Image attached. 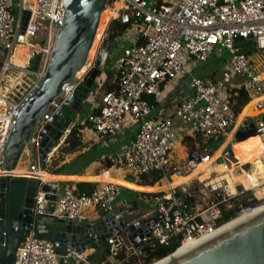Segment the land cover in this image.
Returning <instances> with one entry per match:
<instances>
[{
	"label": "built area",
	"instance_id": "2783aa9c",
	"mask_svg": "<svg viewBox=\"0 0 264 264\" xmlns=\"http://www.w3.org/2000/svg\"><path fill=\"white\" fill-rule=\"evenodd\" d=\"M110 1V12L114 13L110 21L126 26L124 33L130 31L127 36H133L134 44L121 46L114 58L111 77L115 90L100 94L97 85L92 95L98 100H93L90 111L72 126L70 133L74 129L82 147L102 139L107 146L115 142L126 125L136 126L133 139L111 158V169L136 181L142 176L159 175L154 187L166 190L141 195V201L152 205L153 213L135 227V222H126L123 213L114 210L121 193L117 184L99 183L86 194L77 192L71 184L47 182V173L39 168L37 158L30 156L36 149L34 135L30 138L27 174L4 170L3 156L16 117L43 81L58 30L64 24L62 0H0V177L38 181L34 217L48 215L71 223L93 224L90 217L94 216L107 222L109 236L104 244L108 255L99 264H145L146 248L150 251L156 246L166 248L173 244L179 248L186 241L213 236L223 226L251 215L264 204V180L256 185L262 200L238 183L233 184L229 193L222 186L209 187L210 178L217 179L222 173L215 168L224 165L226 176L231 170L224 162L217 164L214 155L205 154L209 144L218 140L231 142L237 162L235 174L247 167L236 158L234 136L248 122L264 118V0ZM104 32L86 69L93 66ZM249 44L253 51L245 54L243 48H249L245 47ZM19 48L26 51L15 60ZM32 52L40 54L35 72L25 63V57ZM223 54H227L229 63L222 74V84L191 77L192 96L177 102L170 116L155 114L164 86L179 77L185 62L202 64L213 55ZM14 74L34 78L17 102L8 99V83L16 80H12ZM235 81H241L237 88L247 97V104L237 117L223 86ZM75 86L76 81L64 85L34 132L40 130ZM185 138L201 139L204 155L182 153ZM257 138L263 142L264 133ZM199 167L205 169L203 174L191 178ZM208 170V179L199 180ZM174 178L184 181L175 183ZM195 180L198 185L191 184ZM44 185L48 186L46 193L41 191ZM217 194L220 199L214 203ZM47 196L54 198L52 213L47 212ZM253 202L256 204L252 205ZM233 210L234 217L225 222V216ZM82 247L83 251L66 245L57 253L52 243L38 240L31 233L20 242L13 264H92L88 256L96 246Z\"/></svg>",
	"mask_w": 264,
	"mask_h": 264
},
{
	"label": "water",
	"instance_id": "95a60500",
	"mask_svg": "<svg viewBox=\"0 0 264 264\" xmlns=\"http://www.w3.org/2000/svg\"><path fill=\"white\" fill-rule=\"evenodd\" d=\"M107 1L62 0L61 8L65 10L64 24L58 30L43 81L16 117L3 156L6 172L14 171L21 161H29V144L33 135L36 138V149L30 156L37 158L42 170L45 162L65 142L72 126L82 117L86 98L105 70L109 57L108 43L112 21L106 27L94 56L93 66L86 69ZM39 58L40 54L35 52L25 57L29 70H37ZM82 70L84 72L81 73ZM12 78L17 79L18 76L14 74ZM20 80L18 86L10 88L8 99L11 102H17L21 98L34 78L28 75ZM73 81H76V86L72 93L62 101L40 130L34 132L48 107L59 97L64 85ZM263 133L264 118L248 127L245 125L240 128L234 136V146ZM223 162H226L228 168L227 164L237 166L232 150L224 152L218 158L217 164L221 165ZM37 189L38 181L33 178L0 177V264H13L20 242L31 233L38 240L52 243L57 253L66 245L80 247L83 251L85 248L82 246H102L105 243L109 236L107 222L71 223L48 215L34 217L32 208ZM41 191L48 192V186H42ZM46 199L47 212L52 213L54 198L47 196ZM215 199L214 203L220 199L218 194ZM131 205L137 208L135 202L126 204L123 208L128 209ZM123 208L119 212L122 213ZM142 223L143 220L135 222V227ZM128 236L131 238L132 235ZM163 264H264V211L249 215L237 225L202 241Z\"/></svg>",
	"mask_w": 264,
	"mask_h": 264
},
{
	"label": "trees",
	"instance_id": "16d2710c",
	"mask_svg": "<svg viewBox=\"0 0 264 264\" xmlns=\"http://www.w3.org/2000/svg\"><path fill=\"white\" fill-rule=\"evenodd\" d=\"M126 29H127L126 26L113 23L111 27L110 40L117 39L119 36H121L126 31ZM139 44L140 42H137V45ZM245 47H249V48H243L244 53L251 54L253 51V48L250 46V44L249 46L246 45ZM113 90H115L114 85H109V86L105 85L104 88L103 87L98 88V91L100 94L108 92V91H113ZM226 97H227L228 103L230 105V108L233 112L234 117H237L241 113L243 107L247 104V97L245 93L243 92L241 88H232L231 90L227 89ZM94 100L97 101L98 100L97 97H95ZM92 111H95V110L93 109ZM221 142L222 140L217 141V143H221ZM183 143L189 155L197 152V150H199L202 147L201 139L192 141L189 138H185L183 140ZM98 148L99 147H96V145L94 146L92 145V147L86 150L85 153H83L80 156H77L70 163L68 164L63 163L64 156L73 155L74 153H77L81 151L82 149H84V147H82L80 143L77 141V139L75 138V133L73 129L71 133L67 136L63 145L57 149L56 156L51 158L49 161L45 162V164L43 165V170L50 176L61 175L66 169H68L69 172L70 171H76V172L82 171L89 163L94 161L96 158L100 159L101 157H103V155L104 157L100 161L101 166L104 170H110L113 166L111 162V158L113 157L114 154L111 155L109 153H105V151L103 150H102L103 152L101 151V153H99L97 151ZM159 179L160 177L158 174H151L149 176L140 177L137 182H134L133 179L128 176L126 178V181L129 184H136L137 186H140V187H154L159 182ZM74 187L76 191L79 193L89 194L94 190L96 185L89 184V183H77V184H74ZM253 204H256V203L253 202L252 205ZM235 213H236V210L229 212V214L225 216L224 221L226 222L230 218L234 217ZM177 248H178V244H173L166 248L161 247V246H156L153 248V250H150V251L146 248V252H148V256H145L144 263L153 264L154 262L159 261L171 255L172 253L176 251ZM107 255H108V247L106 246V244H103L102 246H96L94 248V253L88 256V260L92 264H99L106 259Z\"/></svg>",
	"mask_w": 264,
	"mask_h": 264
},
{
	"label": "crops",
	"instance_id": "0c3cea01",
	"mask_svg": "<svg viewBox=\"0 0 264 264\" xmlns=\"http://www.w3.org/2000/svg\"><path fill=\"white\" fill-rule=\"evenodd\" d=\"M122 47H124V45ZM228 63L229 62H227L225 64V68H226L225 70L228 69ZM212 75H213V73L210 76H208V79H210V78L212 79L213 78V77H211ZM111 76H112V72H111ZM111 76H110V80H111ZM21 78L22 77L20 76L16 80L10 81L8 83L9 87L12 88L14 86H18L20 84ZM101 81H102L101 78H98V81H96L95 86L97 87V85H101ZM173 82H175V81L169 82L164 86L163 97H162L161 101L155 105V109H156L155 114L156 115L159 114V115L164 116V117L170 116L171 113L173 112L174 108L176 107L177 102L190 98V97H185L183 95H180L179 97H177V96L174 97V96L170 95L169 93L166 94L167 89L172 88ZM240 83H241V81H237V82L235 81L230 86H227L228 87L227 89L231 90L232 88H237V86ZM109 85H112V82L106 86H109ZM135 132H136L135 126L128 124V126L126 125V127L123 129V131L120 134H118L115 142L113 141V144L106 146L105 140L102 139V140L98 141L97 143H94L93 146L96 145V147H99L100 149L105 151V153H109V154L113 155V154L117 153L129 141H131L133 139ZM62 145L63 144H61V146ZM91 147H92V145L90 146V148ZM183 147L184 148H183L182 153H184L185 155H189L186 151L184 144H183ZM200 151H201V148L199 150H197V153H199ZM56 153L57 152H54V154L47 161H49L51 158L55 157ZM75 156H76V153H74L73 155L64 156V162L63 163H65V164L70 163L72 160L75 159ZM103 157H104V155H103ZM103 157H101L100 159L96 158L94 161L89 163L82 171H77V172L76 171H70L69 172V170L66 169L61 175L50 176V175L46 174L45 178L47 180H54V182L59 183L60 185L61 184H71L73 186H74V184H77V183H89V184L97 185L99 183L111 182V183L117 184L119 186L121 193H122V191H125L129 195L127 198H124L121 196V193H120V197H119L118 201L114 204V210L115 211L119 212V210H121V208H123L126 204L128 205V204H132L135 202L137 205V208L132 206V205L128 209L123 208L122 213L127 220L133 221L135 219V217H137L141 214H142L141 218H144V217L148 216L149 214L153 213L152 205L148 206V210H151V211H146V210L143 211L140 208L141 203L145 204L143 201H141V195H143V194L148 195V194L154 193V192H146V190L150 189V188H155L154 190H155V192H157V188L156 187H140V186H137L136 184H129L126 181V178L128 176L125 175L123 172L117 171V170H112V169L104 170L101 166V163H100V161L102 160ZM30 162L31 161L26 162V167ZM63 163H61V164H63ZM133 181L137 182L134 179H133ZM129 197H131V198L129 199ZM98 221H99L98 218H96L94 216L90 217V222L95 223Z\"/></svg>",
	"mask_w": 264,
	"mask_h": 264
},
{
	"label": "bare ground",
	"instance_id": "6f19581e",
	"mask_svg": "<svg viewBox=\"0 0 264 264\" xmlns=\"http://www.w3.org/2000/svg\"><path fill=\"white\" fill-rule=\"evenodd\" d=\"M114 13L112 12H103L101 14V17H100V24H99V27H98V30H97V33H96V37H95V41L93 43V46L90 50V53H89V56H92V53L93 50H94V47H95V43L98 44L99 42V39L101 37V33H102V30H103V25L105 22H107L108 20H110L111 17H113ZM26 51L25 48H19L17 51H16V54L14 56L15 60L18 59L19 55L24 53ZM95 51V50H94ZM84 72V70L81 71V73ZM81 73L79 74V76L81 75ZM14 80V79H12ZM260 138H257V137H254V138H250L248 139L246 142L244 143H241V144H236L234 146V150H237V152L235 153L236 155V158L238 159L239 163H241L242 165H246L247 166V170H243L242 173H237L235 174L234 170L236 168V166H234L233 164L230 165V164H227L229 165V169L231 171H229V175L228 176H225L223 178H217L215 180H211L209 182V187H213L214 189L215 188H219L218 186H222L224 187L228 193L231 192V188L233 186L234 183H238V184H242L247 190H252L255 194V198L257 200H262V194L261 192H259V190L256 189V185H257V182L259 181H262L264 180V166L262 164V160H264V141L263 142H260ZM256 141V142H254ZM248 146H251V148L253 150H250L248 149ZM221 149H223V146L221 147ZM220 149V150H221ZM219 150V151H220ZM221 154H219V152L214 156L213 159L215 158H221L220 156ZM255 157H257V159H255ZM26 160L24 161H21L17 164L15 170H14V174L16 175H26L27 172H26ZM226 163V162H225ZM217 170H219L220 172H223L225 173L226 169L224 167V165H221V166H218L217 168H215ZM205 169L204 168H197L196 170H194V172L192 173L193 175H191L190 177L193 178L195 176H200L203 174V171ZM210 171H205V175L204 176H201L199 180L201 181H204V180H207L208 179V173ZM48 175V174H47ZM46 174L44 175V180H46L47 182H50V181H54V180H47L45 178ZM232 176V177H230ZM175 183H178V182H181V181H184L182 179H177V178H174L173 179ZM157 192H163L165 191L166 189L165 188H157ZM264 211V204H262L260 207H258L252 214H255V213H259V212H262ZM248 216H242L241 218L223 226L221 229H219L213 236L237 225L238 223L242 222L243 220H245ZM213 236H210V237H204V238H200L198 240H194V241H186L184 242L178 249L177 251L172 255L170 256L169 258L167 259H164V260H161L155 264H163L165 263L166 261H168L169 259L175 257L176 255L192 248L193 246L201 243L202 241L204 240H207Z\"/></svg>",
	"mask_w": 264,
	"mask_h": 264
},
{
	"label": "rangeland",
	"instance_id": "374dc122",
	"mask_svg": "<svg viewBox=\"0 0 264 264\" xmlns=\"http://www.w3.org/2000/svg\"><path fill=\"white\" fill-rule=\"evenodd\" d=\"M149 1L154 2V0H149ZM111 8H112V1H108L103 12H107V11L109 12L111 10ZM109 21L110 20H108L107 22L104 23L102 33L106 29ZM102 33H101V35H102ZM127 33L130 34V31ZM127 33L126 34L124 33V35L119 36L115 40L109 41V43H108L109 57H108V60L106 62V65H105V70L101 73V75L99 77V78H101L102 81H101V85H98V87L104 88L105 85H108L112 82V77L110 80V76H111V72H112L111 67L113 65L114 58H115L116 54L118 53V50L121 48V46L124 45L126 47V46H128V43L134 44L133 36H127ZM97 46H98V44L95 43L94 50L97 49ZM94 50L92 53L95 52ZM92 56H93V54H92ZM92 56H89L88 59L90 60V58ZM228 61L229 60H228L227 54H223V55H219V56L213 55L205 63H202V64H195L194 65L192 63L185 62L184 71L179 75V77L175 80V82H173L172 88L167 89L166 94L169 93L170 95H172L174 97H176V96L179 97L180 95H183L185 97H191L192 92L189 90V83H190L191 77H196V78L198 77V79H203V80L206 79L205 81H208L211 83L213 82L214 84H222V74L226 71L225 70L226 69L225 64ZM212 73H213V75L211 77H213V78L208 79V76H210ZM223 86L227 90L228 84L223 85ZM95 88H96V86L92 88L91 94L88 95L86 98V101L84 104V113H83L82 117H84L91 109V105L93 104V100H94V96L92 94L94 93ZM254 142H256V141H254ZM231 145H232L231 142L226 143V141L222 142V143L209 144V147L207 148V153H205V154L214 155V156L218 152H219V154H223L224 152H226L228 150L231 151L233 149V145L232 146ZM222 146H223V149H221ZM89 148H90V146L84 147V149H82L81 151L76 153L75 158L77 156H80L83 153H85L86 150H88ZM248 149L253 150L251 148V146H248ZM97 151L99 153H101L102 149L98 148ZM199 154L204 155V152L200 151ZM255 159H257V157H255ZM217 171H219V170H217ZM226 175H227V172H225V173L222 172L221 175H218V178H223ZM214 179L215 178L212 177V178H210V181L214 180ZM207 183H208V181H207ZM191 184L192 185H198L196 180L192 181ZM154 189L155 188L147 189L146 192H155ZM121 196L124 198H127L129 195L125 191H122ZM130 198L131 197H129V199ZM148 206L149 205L141 203L140 208L143 211L144 210L151 211V210H148ZM141 216H142V214L135 217V219L133 221H129L126 218H125V220H126V222L134 223V222L140 221L142 219Z\"/></svg>",
	"mask_w": 264,
	"mask_h": 264
},
{
	"label": "flooded vegetation",
	"instance_id": "af4514ba",
	"mask_svg": "<svg viewBox=\"0 0 264 264\" xmlns=\"http://www.w3.org/2000/svg\"><path fill=\"white\" fill-rule=\"evenodd\" d=\"M252 122H248L247 124H246V126L248 127L250 124H251ZM245 126H243V128H244Z\"/></svg>",
	"mask_w": 264,
	"mask_h": 264
}]
</instances>
